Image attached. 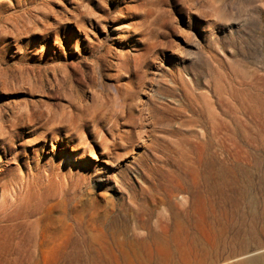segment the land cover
<instances>
[{"label": "rangeland", "instance_id": "rangeland-1", "mask_svg": "<svg viewBox=\"0 0 264 264\" xmlns=\"http://www.w3.org/2000/svg\"><path fill=\"white\" fill-rule=\"evenodd\" d=\"M256 256L264 0H0V264Z\"/></svg>", "mask_w": 264, "mask_h": 264}, {"label": "bare ground", "instance_id": "bare-ground-1", "mask_svg": "<svg viewBox=\"0 0 264 264\" xmlns=\"http://www.w3.org/2000/svg\"><path fill=\"white\" fill-rule=\"evenodd\" d=\"M141 125V124H140ZM113 129V128H112ZM206 222L207 223H210L211 224V220H210V218H208L207 220H206ZM197 254V253H196ZM167 259V261H171L172 260V256L170 255V256H168V257H166ZM211 261V260H210ZM212 262H214V261H212ZM211 264V263H210ZM214 264H215V262H214ZM238 264H264V256H256V257H249L247 260H245V262H243V263H238Z\"/></svg>", "mask_w": 264, "mask_h": 264}]
</instances>
